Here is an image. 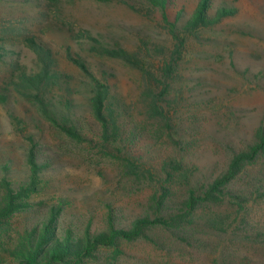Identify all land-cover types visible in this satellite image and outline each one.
Masks as SVG:
<instances>
[{"label": "rangeland", "instance_id": "374dc122", "mask_svg": "<svg viewBox=\"0 0 264 264\" xmlns=\"http://www.w3.org/2000/svg\"><path fill=\"white\" fill-rule=\"evenodd\" d=\"M198 1L171 0L169 20L177 13L187 19ZM209 1V15L220 7L234 14L200 30L199 38H188L179 51L170 92L180 112L169 131L166 123L153 126L141 106L148 75H157L161 60L173 49L159 11L141 0H0V165L8 161L9 177L24 183L30 148L45 163L34 183L32 209L11 219L7 233L38 221L39 213L59 196L69 197L67 209L77 215L71 221L91 222L92 230H101L107 204L119 217L130 219L149 207L153 192L158 196L168 189L178 196L184 185L166 175L133 182L115 159L58 134L28 93L37 92L23 82L24 75H33L41 65L26 38L50 50V71L64 77L70 93L85 78L66 59L67 47L95 74L100 76V69L108 73L113 95L133 115L130 128L140 131L129 147L140 148L139 154L149 152L147 161L153 154L176 155L196 177H212L225 168L234 147L250 139L264 120V0ZM87 34L102 45L123 47L132 63L94 53L83 38ZM59 83L53 79L44 84L52 92L44 97H52L58 106L62 97H69ZM188 133L191 139L182 137ZM232 184L243 196L241 208L217 211L215 224L188 218L181 228L155 227L151 240L99 248L87 264H264V155L245 162ZM9 260L0 253V264Z\"/></svg>", "mask_w": 264, "mask_h": 264}, {"label": "trees", "instance_id": "16d2710c", "mask_svg": "<svg viewBox=\"0 0 264 264\" xmlns=\"http://www.w3.org/2000/svg\"><path fill=\"white\" fill-rule=\"evenodd\" d=\"M141 1L159 11L173 43V49L168 50V55L163 52L166 56L161 60L157 75H148L147 81L150 83L145 86L141 106L147 118L153 121V126L159 122L169 125L177 120L180 112L170 92L171 77L176 71L179 51L184 48L188 38H199L197 34L200 30L233 15L234 10L220 7L214 15H209L210 1L199 0L196 9L187 19L183 20L177 13L170 21L166 8L171 0ZM83 38H86L90 49L99 56L129 63L133 61L121 46L102 45L97 38L88 34ZM25 42L39 54L41 65L33 75H24L23 82L37 92L28 93L39 104L41 116L58 134L71 142L86 146L87 149L96 148L102 155L115 159L125 174L133 178V182L154 180V175H166L170 180L177 178L183 181L184 185L179 187L182 191L178 196L168 193V189H164L158 196L153 192L149 207L130 219L119 217L117 210L107 204L105 226L101 230H92L91 222L85 225L76 223L77 215L66 206L69 197L59 196L55 203L46 205L39 213L41 218L38 221L25 224L20 231L12 230L7 233L11 229V219L27 214L32 209L34 204L30 198L36 192L34 183L40 179L45 168L43 158L35 156L32 147L25 156L26 182L17 183L9 177L8 161L0 165V253L10 259L4 264H87L86 260L99 248H118L121 242L138 239L151 240L155 227L181 228V224L188 218L203 220L208 226L217 222L218 218L214 215L217 211L241 208L243 196L241 192L233 191L232 183L241 173L245 162L264 155V120L253 130L250 139L234 147L220 173L212 177H196L185 169L181 157L168 155L162 158L153 154L147 161L145 158L149 152L139 154L140 148L129 147V142L137 141L136 133L139 134L140 131L130 128L133 115L127 112V103L121 97L113 95L106 79L108 73L104 69H100V76L95 74L84 59L67 47L66 59L85 78L83 86L70 93L67 82L62 81L64 77L50 71V50L35 38H26ZM53 79L58 85L62 82L63 91L69 95L62 97L59 106L52 97H44L52 93L44 84ZM168 125L165 126L171 131L173 127ZM184 136L190 139L193 137L191 133L182 135L183 138ZM168 137L173 140L171 135ZM227 196L236 199L237 203L227 201ZM63 217L70 220L65 221Z\"/></svg>", "mask_w": 264, "mask_h": 264}]
</instances>
